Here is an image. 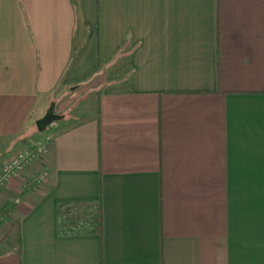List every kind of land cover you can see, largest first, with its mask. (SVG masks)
<instances>
[{"label":"crops","instance_id":"0c3cea01","mask_svg":"<svg viewBox=\"0 0 264 264\" xmlns=\"http://www.w3.org/2000/svg\"><path fill=\"white\" fill-rule=\"evenodd\" d=\"M90 79L96 112L27 142ZM47 133L0 186V264H264V0H0V164ZM98 197L101 235L58 233Z\"/></svg>","mask_w":264,"mask_h":264},{"label":"rangeland","instance_id":"374dc122","mask_svg":"<svg viewBox=\"0 0 264 264\" xmlns=\"http://www.w3.org/2000/svg\"><path fill=\"white\" fill-rule=\"evenodd\" d=\"M98 90V82L94 79H90L88 81L82 82L79 85H71L68 89H65L64 92L59 96H54L51 102L47 105L44 112L49 108L50 104L53 105L52 111L54 114L58 115L56 120L63 118V122H74L77 120H81L87 117L90 113H94L97 110V96L96 91ZM51 125L47 124L42 131L47 130ZM34 131H40L37 123L34 122L31 125V128L27 129L24 132L23 137L26 139L27 142L33 139ZM37 141V140H36ZM18 141H14L7 146H2L0 144V160L3 159L9 151H12L18 145ZM29 144V143H28ZM26 143V146L28 145ZM24 146V147H26ZM10 155V154H9ZM8 155V156H9ZM12 155V154H11ZM7 156V157H8ZM33 156L32 158H34ZM31 159V158H30ZM8 159H6L3 163H5ZM29 161V160H28ZM27 161V162H28ZM26 162V163H27ZM1 163L0 166L3 164ZM25 163V165H26ZM41 169V168H40ZM41 170L37 169L34 173L30 174V179L34 181H39V173ZM1 184L0 186H2ZM18 192H15L14 189H10V193L8 195L7 203H12L16 205L14 198H18ZM16 195V196H15ZM15 196V197H14ZM10 220V218H8ZM3 221H5L3 219ZM5 225L2 222L0 224V237L3 235L5 231ZM14 235V234H13ZM15 237V235H14ZM10 238V237H9ZM1 241V240H0ZM12 238L8 239L6 237V241L3 244H0V253L3 249H6L9 246H12Z\"/></svg>","mask_w":264,"mask_h":264},{"label":"trees","instance_id":"16d2710c","mask_svg":"<svg viewBox=\"0 0 264 264\" xmlns=\"http://www.w3.org/2000/svg\"><path fill=\"white\" fill-rule=\"evenodd\" d=\"M12 203L4 202L0 207V224L3 222L5 231L0 240H5L10 233H14L16 250L20 249L19 219L13 217L8 220ZM3 219L5 221H3ZM101 200L98 198L88 202H59L57 205L58 233L94 232L102 234Z\"/></svg>","mask_w":264,"mask_h":264},{"label":"built area","instance_id":"2783aa9c","mask_svg":"<svg viewBox=\"0 0 264 264\" xmlns=\"http://www.w3.org/2000/svg\"><path fill=\"white\" fill-rule=\"evenodd\" d=\"M49 138L50 133H47L43 139L34 141L12 153L8 160L0 166V185L6 182L15 172L22 169L30 158L45 152L46 139Z\"/></svg>","mask_w":264,"mask_h":264},{"label":"water","instance_id":"95a60500","mask_svg":"<svg viewBox=\"0 0 264 264\" xmlns=\"http://www.w3.org/2000/svg\"><path fill=\"white\" fill-rule=\"evenodd\" d=\"M52 108L53 105L50 104L49 108L43 113V115L36 120L39 129L44 128L48 123L58 117V115L53 113Z\"/></svg>","mask_w":264,"mask_h":264}]
</instances>
